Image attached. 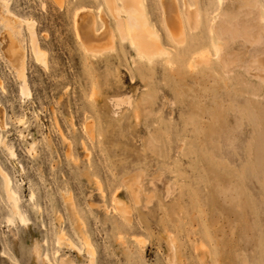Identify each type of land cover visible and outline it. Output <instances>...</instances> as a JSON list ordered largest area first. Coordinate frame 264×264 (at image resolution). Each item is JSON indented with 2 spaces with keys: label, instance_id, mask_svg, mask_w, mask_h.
Wrapping results in <instances>:
<instances>
[{
  "label": "rangeland",
  "instance_id": "1",
  "mask_svg": "<svg viewBox=\"0 0 264 264\" xmlns=\"http://www.w3.org/2000/svg\"><path fill=\"white\" fill-rule=\"evenodd\" d=\"M7 1L32 23L10 27L0 6V36L27 53L22 71L0 39V264H264V0H145L168 53L152 61L106 0ZM102 30L114 41L88 49Z\"/></svg>",
  "mask_w": 264,
  "mask_h": 264
},
{
  "label": "bare ground",
  "instance_id": "2",
  "mask_svg": "<svg viewBox=\"0 0 264 264\" xmlns=\"http://www.w3.org/2000/svg\"><path fill=\"white\" fill-rule=\"evenodd\" d=\"M106 2H107L106 4L108 5L111 13L115 16V19L117 20V22L121 26L122 32H120V33H122V36H121L122 39L125 40V41H128L135 48V50L137 52V55L139 57L144 58V59L147 58L149 61H152L158 55L168 54L164 50V48L162 46H160L159 43H158V41L161 38V35L154 27H152V23H151L152 22V20H151L152 18H150L151 15H149V12L146 10L145 0H106ZM9 3L10 2H8L7 0H0V6L4 8V13L6 14V19H7V22H9V26L10 27H12L11 25H13L14 23H17V22H20V21L22 23L23 22L26 23L27 25H30L32 23L30 20H27V19H25L23 17H20L14 11H12L9 8ZM60 3H62V2H60ZM163 6L165 7L166 5H163ZM78 13L79 12H77V15H76V21L79 18ZM164 13H165V23H166V25L167 26L168 25L172 26L171 27L172 31L170 30L171 31L170 32L171 33L170 34L171 37L174 40L181 39L183 37V30H182V27H181L182 23H183V20H182V16H181L180 12L179 11H174V12H171V13H167V12H164ZM191 13L192 12H190V14H189V17H190L189 20L194 19V17H195L194 14L192 15ZM231 18H233V17H230V19ZM260 19H261V22L264 23V15H261ZM77 23L78 24L81 23L82 25L84 24V22H78V21H77ZM5 26H7V25H5ZM236 27H231L230 26L229 29L231 30V32H233V31L236 30L235 29ZM106 30H107V27H106ZM239 30H241L243 32H245V31L248 32L249 31L248 29H245L243 27H241V29L239 28ZM85 32H86V30H85ZM78 33H79V30H78ZM81 33H79V34H81ZM96 33H93V35L91 37H89L87 40L84 41L85 44H86L85 46H87L88 49H90L92 47H97V46L99 47V45L107 46V44L109 42H111L110 40H112V36H113L112 33H115V32L109 33V31H108V32L105 33V31L102 30V34H99L100 35L99 37L96 35ZM245 35H247V34H245ZM13 36H14V34H13ZM114 36H116V34ZM255 36L256 35L252 36L255 39L254 41H258L260 39L259 36L258 37H255ZM83 37H85V36H83V34H82V38ZM1 38H2V42L4 41V47H5L6 53L10 57L9 60L10 61L12 60L14 63L20 64V66L22 68V71H24L26 69V59H27L26 51H24V49H22L17 44H16V47L8 46V43L10 45H11V43H15L14 39L10 35V33L6 32L3 37L0 36V39ZM80 38H81V36H80ZM241 38H243V37H241ZM231 39H234V38H232V36H231ZM112 41H114V40H112ZM220 44L213 42L212 48L205 47L200 52L196 53L195 55H197L201 60L203 58L207 59V60H203V62H206V63L210 62L209 61L210 60L209 57L211 55H214L216 57V59H218L219 54H221L222 51L224 50L223 49L224 47H222V45H220ZM30 46H31V50H32L35 58L39 62H42V63L45 64L47 62V60H46L47 52H46L45 49H43L41 47L40 42L37 39V36H36V34L34 32L30 33ZM104 49H106V48H104ZM5 50H3V51L5 52ZM90 51H92V50H90ZM7 54H6V56H7ZM205 54L206 55H210V56L205 58V57H203ZM229 56H230V54H229ZM167 62H170V61L167 59ZM191 62H192V60H191ZM255 62H256V60L254 61V63ZM262 62L260 63V61H259L257 63V65L259 64L258 67H259V69L261 71L260 76L264 77V64H263L264 62L263 63ZM237 63L239 64V60H238ZM223 67H225V63L224 62H223ZM235 67H236V64H235V66L233 68H235ZM245 67H246V70H249L247 66H245ZM252 68H254V66H252ZM21 77H22L23 83H22V85L20 87V91H21L22 94H26V93H28L29 90H28V87H27L28 84L26 83L27 86L25 85L26 76H25L24 72L21 74ZM0 87L2 89L4 88V86L2 84L0 85ZM94 94L96 95L97 93H94ZM23 121L24 120L21 119V122H23ZM0 124H1L2 129H4L6 127V125H8L3 118L0 119ZM0 142H2V136H0ZM4 144L6 145L5 142H4ZM33 145H35V144H33ZM7 149H8V152L11 154V156H13V157L17 156L16 151H15V149L13 147L7 146ZM3 171H4L3 180H4V187H5L6 194H7L8 198L10 200H12L13 203H14L13 207H12V211L20 219L21 223L26 224L27 218L25 217V215L23 214V212H22V210L20 208V194L17 191L16 187L14 186V182H13V179L10 176V174L5 169ZM32 198H34V193L31 194V199ZM125 211H126V209H125ZM9 221H13V218L9 217ZM64 236H65V234L61 233V235H59V237H58V241L62 242L64 240H66ZM85 240H86V238H85ZM75 244H72V247H74V248L78 249L79 251H81L82 249L78 248ZM90 245H92V244H90ZM91 247L87 249V254L91 258L90 261L93 262L95 251ZM45 256H46V258H48L51 261V259L49 257V254H47V255L45 254ZM51 264H54V263L51 261Z\"/></svg>",
  "mask_w": 264,
  "mask_h": 264
}]
</instances>
